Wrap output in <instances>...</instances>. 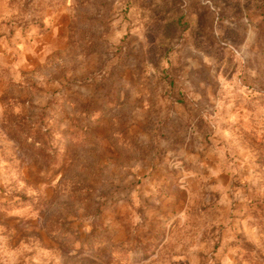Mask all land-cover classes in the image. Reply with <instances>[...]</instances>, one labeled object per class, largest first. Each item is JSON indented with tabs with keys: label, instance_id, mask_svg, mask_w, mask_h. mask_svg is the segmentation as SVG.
I'll list each match as a JSON object with an SVG mask.
<instances>
[{
	"label": "rangeland",
	"instance_id": "1",
	"mask_svg": "<svg viewBox=\"0 0 264 264\" xmlns=\"http://www.w3.org/2000/svg\"><path fill=\"white\" fill-rule=\"evenodd\" d=\"M0 264H264V0H0Z\"/></svg>",
	"mask_w": 264,
	"mask_h": 264
},
{
	"label": "trees",
	"instance_id": "2",
	"mask_svg": "<svg viewBox=\"0 0 264 264\" xmlns=\"http://www.w3.org/2000/svg\"><path fill=\"white\" fill-rule=\"evenodd\" d=\"M16 201H18V200H16Z\"/></svg>",
	"mask_w": 264,
	"mask_h": 264
}]
</instances>
